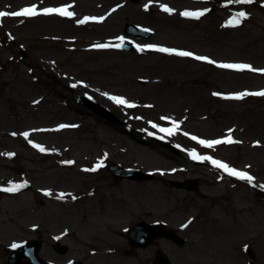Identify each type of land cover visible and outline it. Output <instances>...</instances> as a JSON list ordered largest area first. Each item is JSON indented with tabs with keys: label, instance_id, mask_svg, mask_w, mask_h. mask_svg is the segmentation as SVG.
I'll use <instances>...</instances> for the list:
<instances>
[{
	"label": "rangeland",
	"instance_id": "374dc122",
	"mask_svg": "<svg viewBox=\"0 0 264 264\" xmlns=\"http://www.w3.org/2000/svg\"><path fill=\"white\" fill-rule=\"evenodd\" d=\"M65 3L73 13L69 19L5 16L0 24V187L31 185L0 196V264H7L14 244L25 241L38 242L39 256L51 264H152L157 250L172 264H264V96L226 98L264 90V71L229 72L196 59L134 53L133 47L88 50L94 41L121 34L132 40L128 46L178 47L215 63L264 70V0H0V11ZM205 10L192 21L180 14ZM239 12L246 16L230 24ZM85 17L97 19L78 23ZM127 22L150 30V37L126 35ZM77 81L134 107L86 96L94 108L115 111L118 122L109 123L79 102L89 91L68 86ZM63 123L76 128L61 129ZM147 123L178 125L164 142L179 154L142 140L140 127ZM21 130L72 163L62 166L8 135ZM193 134L201 140L225 135L235 146L199 148ZM181 148L225 159L253 180L246 186L221 170L195 165ZM99 162L102 169L96 170ZM111 164L152 178L118 180ZM168 171L177 173L156 176ZM191 180L198 181L194 191L172 184ZM139 220L165 223L183 245L159 238L133 247L127 231ZM61 244L65 254L54 249ZM244 245L254 259L243 253Z\"/></svg>",
	"mask_w": 264,
	"mask_h": 264
},
{
	"label": "snow or ice",
	"instance_id": "6c2138e0",
	"mask_svg": "<svg viewBox=\"0 0 264 264\" xmlns=\"http://www.w3.org/2000/svg\"><path fill=\"white\" fill-rule=\"evenodd\" d=\"M229 2H235V3H241L242 4V3H251L252 0H229ZM163 10L166 11V12H171L172 11V9L168 8L167 6H164ZM42 12L45 15L51 14V13H56V14H58L60 16H66V17L73 16V13L67 10V6L63 7V8H44L42 10ZM39 14H41V13L37 12L36 5H32L30 7H25V8H22L21 10H19V11H14V12H2V11H0V17H5V16L34 17V16H37ZM180 14L182 16H193V17H197L198 18L199 16H202L204 13L203 12H189V11H185V12H182ZM245 16H246V14L244 12H239V13L236 14V17H233V19L229 21V23L238 25L240 23V19L239 18H242V17H245ZM89 19L96 20L97 18L96 17H85L83 20H79L78 23L84 24ZM99 19L103 20V17H100ZM144 31H148V30L144 29ZM120 46L121 45H119V44L115 45V47H120ZM95 47L106 48V47H109V45L100 44V45H95ZM147 47L155 48V50L160 51V52L174 53V54L179 55V56H185V57H193L194 56V54L192 52H188V51H177L175 49H169V48H164V47H155L153 45H149ZM137 49L138 50H142L139 45L137 46ZM194 58L196 60L207 61L208 63H215L214 61L208 59L207 57H203V56H194ZM217 66L221 67V68H230V69H237V70L249 69V70H252V71H264V70L251 69V66L247 65V64H219ZM214 95H218V94L214 93ZM244 95H260V96H264V92L239 93V94H236L235 96H233L231 98L240 99ZM109 98L112 99L117 104L126 105L127 107H134L133 104H129L122 97H109ZM152 126L156 127L155 124H153ZM60 127L64 128V127H68V126L67 125H60ZM177 127H178V125H174L173 128H168V129H163L162 128V129H160V131L167 132L169 135H172L174 130H175V128H177ZM23 135L27 138L28 133H24ZM185 135H187V133H185ZM191 138L193 140H197V137H195V136H192ZM233 142L234 141L231 139V137H228L227 139H224V140H219V139H217V140H198V143H200L201 145H204L207 148H212L213 146L219 145V144H222V143L231 144ZM33 147L38 148L40 151H44V148L42 146H40V145L33 144ZM190 155H191V157L193 159L209 160L216 168L222 169L224 172H226L230 176L238 177L241 180H247L249 183H251L252 180H253V177H251L247 173L241 172V171H237L236 169L229 167L227 164L222 163V162H220L218 160H214L211 157H207V156L200 157V156H198L195 153V151L191 152ZM67 163H71V161H68ZM93 170H95V169H93ZM24 186L25 185H23V184L14 185L12 187L5 188V189H2V190L3 191L12 192V191H16L19 188H22ZM261 187L264 188V185H262ZM13 247H17V245L14 244Z\"/></svg>",
	"mask_w": 264,
	"mask_h": 264
},
{
	"label": "bare ground",
	"instance_id": "6f19581e",
	"mask_svg": "<svg viewBox=\"0 0 264 264\" xmlns=\"http://www.w3.org/2000/svg\"><path fill=\"white\" fill-rule=\"evenodd\" d=\"M99 53H111V52H99ZM113 53H115V52H113ZM170 59H173V58H170ZM177 60H180V59H177ZM181 61H188V60H184L183 59ZM85 89H89L90 90L91 95H92V98L96 99L97 102L108 103L106 101V99L102 95L100 97V93L102 92V90H100L98 87L91 86L90 84H87L86 87H85ZM115 110H117V109H115ZM220 113H222V115H224L223 112H220ZM140 130L142 132H147V131H149V128H148V126L144 125V126H141L140 127ZM151 132H154V130H152ZM111 227L113 228L114 227V224H112ZM40 254H43V253H40ZM126 256H128V254Z\"/></svg>",
	"mask_w": 264,
	"mask_h": 264
},
{
	"label": "water",
	"instance_id": "95a60500",
	"mask_svg": "<svg viewBox=\"0 0 264 264\" xmlns=\"http://www.w3.org/2000/svg\"><path fill=\"white\" fill-rule=\"evenodd\" d=\"M180 186H184V184H180ZM195 187H196V185H193L192 188H190V187H187V188L194 189ZM160 235H165V234L164 233H160L159 235H155L154 237H159ZM150 241H152V240H150ZM35 245H36L35 246V252H37V250L39 248V245L36 244V243H35ZM58 250H59V252H62V253L65 252V248L58 249ZM20 254L22 255V252H20ZM42 263L45 264L44 262H42ZM9 264H19V263H17V262L14 263V262L10 261ZM22 264H24V263H22ZM76 264H80V263H76ZM154 264H169V262H168V260L166 259V257L161 252H158L157 253V256H156V259L154 261Z\"/></svg>",
	"mask_w": 264,
	"mask_h": 264
}]
</instances>
